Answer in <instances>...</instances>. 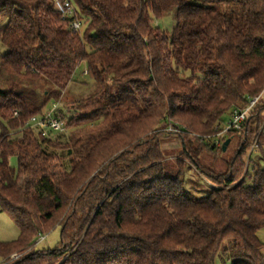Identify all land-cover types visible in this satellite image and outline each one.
<instances>
[{"label":"trees","instance_id":"obj_1","mask_svg":"<svg viewBox=\"0 0 264 264\" xmlns=\"http://www.w3.org/2000/svg\"><path fill=\"white\" fill-rule=\"evenodd\" d=\"M74 1L81 34L51 0H0L1 66L49 86L38 101L0 88V212L19 229L0 240V263L264 264V167L248 157L254 143L264 154V105L221 139L220 149L240 145L228 175L207 174L206 196L185 188L182 159L168 174L161 147L179 134L204 173L200 155L216 150L205 139L264 92V0ZM169 15L171 32L154 24ZM82 63L93 91L81 114L58 113L68 127H97L67 142L42 135L30 118L61 101ZM55 227L60 245L36 250Z\"/></svg>","mask_w":264,"mask_h":264},{"label":"rangeland","instance_id":"obj_2","mask_svg":"<svg viewBox=\"0 0 264 264\" xmlns=\"http://www.w3.org/2000/svg\"><path fill=\"white\" fill-rule=\"evenodd\" d=\"M155 25L162 27V29L167 32H171V30L175 27L176 22L173 16L169 15L162 20H155ZM6 50L0 44V53ZM74 81L69 84L61 101L56 102L59 103V111L65 117L66 120H69L75 114H81L82 112L77 109L78 103L82 100L89 97L90 93L93 91V81L90 76L87 74L86 64L82 63L75 72ZM0 88L21 93L31 101H38L41 98L42 94L46 89H49V86L44 82L43 79L32 80L25 78L23 76H18L14 74L8 68H4L1 66L0 62ZM264 93V92H263ZM262 93V94H263ZM261 94V96H262ZM264 96L262 97V101ZM53 105L51 101L48 103L45 110L50 109ZM259 105H262L261 103ZM258 105V106H259ZM227 122V121H226ZM96 125L89 124L85 126H69L65 132L53 131L52 138L58 137L62 134L61 137H58L59 140L63 142H67L69 138L74 135H85L89 132V130L96 128ZM169 130H173L172 127H169ZM212 135L210 138H206L205 141L209 143V146L214 144L216 136ZM193 142L194 148L197 146L199 142L194 140V136L189 137ZM226 137L225 135L221 137L223 139ZM181 136L176 133H169V135L162 136V150L164 154V159L166 165L170 168L168 174L176 175L179 170V166L177 165V159H182L184 161L183 167V181L185 188L188 189L193 196H206L209 194L210 190L216 187V184L211 181L208 175H212L213 177H218L220 175H228V167L229 161L234 157V154L240 145L238 137H235L230 144L227 146V149L224 151L222 148L220 149L218 145H215L216 150L211 152L210 149H206L200 155L201 167L203 170L196 168L188 158H185L182 153V141ZM221 142V141H220ZM201 144V143H200ZM222 144V142L220 143ZM199 145V144H198ZM50 151H54L56 154H60L62 157H66V151H56L52 148H49ZM248 157H257V162H259L260 167H264V154L258 152L255 147V143L250 147L248 151ZM248 157L246 161H248ZM11 165L13 167L17 166V160L15 158L11 159ZM242 173L245 171V168H237V172ZM237 173L239 175L240 173ZM19 233L18 227L14 224V222L10 219V217L4 213L0 212V240L1 241H12L17 238ZM45 236V239L41 240V236L37 238V244L35 245L36 250H52L55 249L61 243V229L60 227H55L50 230L48 233L42 234ZM258 237L260 241L264 242V229L259 231ZM19 254L20 257L24 255V252H15V254ZM264 253V250H263ZM14 254V253H13ZM11 256V255H10ZM11 258V257H10ZM2 261V260H1ZM217 264H229L223 262L221 259L217 260Z\"/></svg>","mask_w":264,"mask_h":264},{"label":"built area","instance_id":"obj_3","mask_svg":"<svg viewBox=\"0 0 264 264\" xmlns=\"http://www.w3.org/2000/svg\"><path fill=\"white\" fill-rule=\"evenodd\" d=\"M53 8L58 12L64 22L66 28L77 34H81L85 21L81 18L78 8L74 0H51ZM261 95L252 98L249 104L244 108H234L230 118L225 123L223 129L216 135L215 145L221 146V137L231 130H241L246 122L248 114L261 103ZM59 103H53L50 109L44 110L38 115L30 118L28 125L40 130L42 135L49 136V131L65 132L68 129L66 122L59 116ZM18 113H16L17 115ZM173 129V128H172ZM41 240L45 239L44 235H40ZM39 236V237H40ZM19 254H12L11 259L19 258ZM0 264H6L1 262Z\"/></svg>","mask_w":264,"mask_h":264},{"label":"water","instance_id":"obj_4","mask_svg":"<svg viewBox=\"0 0 264 264\" xmlns=\"http://www.w3.org/2000/svg\"><path fill=\"white\" fill-rule=\"evenodd\" d=\"M230 142H231V138H228V139L224 142V144H223V150H224V151L227 149V146L230 144Z\"/></svg>","mask_w":264,"mask_h":264},{"label":"crops","instance_id":"obj_5","mask_svg":"<svg viewBox=\"0 0 264 264\" xmlns=\"http://www.w3.org/2000/svg\"><path fill=\"white\" fill-rule=\"evenodd\" d=\"M264 96V93L262 94L261 96V104L264 105V101H262V97ZM264 100V99H263ZM229 119V117L226 119V121ZM263 131H264V121H263V124H262V128H261ZM18 236V235H17ZM264 243V242H263Z\"/></svg>","mask_w":264,"mask_h":264}]
</instances>
